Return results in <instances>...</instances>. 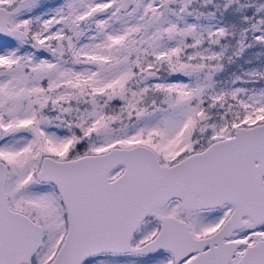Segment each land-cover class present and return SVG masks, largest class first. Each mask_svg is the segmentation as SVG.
Wrapping results in <instances>:
<instances>
[{"label":"snow or ice","instance_id":"obj_1","mask_svg":"<svg viewBox=\"0 0 264 264\" xmlns=\"http://www.w3.org/2000/svg\"><path fill=\"white\" fill-rule=\"evenodd\" d=\"M0 264H264V0H0Z\"/></svg>","mask_w":264,"mask_h":264}]
</instances>
